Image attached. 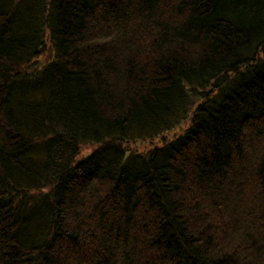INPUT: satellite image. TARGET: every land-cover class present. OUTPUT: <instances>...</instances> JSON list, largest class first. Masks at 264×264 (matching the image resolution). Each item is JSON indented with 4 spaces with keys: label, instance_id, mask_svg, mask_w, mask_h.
I'll return each mask as SVG.
<instances>
[{
    "label": "trees",
    "instance_id": "16d2710c",
    "mask_svg": "<svg viewBox=\"0 0 264 264\" xmlns=\"http://www.w3.org/2000/svg\"><path fill=\"white\" fill-rule=\"evenodd\" d=\"M0 264H264V0H0Z\"/></svg>",
    "mask_w": 264,
    "mask_h": 264
},
{
    "label": "bare ground",
    "instance_id": "6f19581e",
    "mask_svg": "<svg viewBox=\"0 0 264 264\" xmlns=\"http://www.w3.org/2000/svg\"><path fill=\"white\" fill-rule=\"evenodd\" d=\"M97 146H99L98 143H96V144H83L81 147V152H80L81 157L84 155L92 153L93 150ZM127 146H129L133 151L138 152V153H147L148 152V149L147 150L146 149H140V148L133 149V146L131 143H128ZM199 172H198V174H199ZM218 182H219V188H220L219 193H225L226 196H228V199H231L233 197L237 198L238 193L241 192L242 190H245V188L242 189L241 184H239V188H240V191H239L238 186L236 184H234L230 178H226L225 180L224 179L218 180ZM205 185H207V184L206 183H204L203 185L200 184L201 187L202 186L206 187Z\"/></svg>",
    "mask_w": 264,
    "mask_h": 264
},
{
    "label": "rangeland",
    "instance_id": "374dc122",
    "mask_svg": "<svg viewBox=\"0 0 264 264\" xmlns=\"http://www.w3.org/2000/svg\"><path fill=\"white\" fill-rule=\"evenodd\" d=\"M178 133V130H174L170 133L167 134L168 137H172V136H175L176 134ZM158 142H161V138H158L156 140H147L145 142H138V143H135V144H132L133 146V149L135 148H140V149H149L150 147L153 146V144L155 143H158Z\"/></svg>",
    "mask_w": 264,
    "mask_h": 264
}]
</instances>
